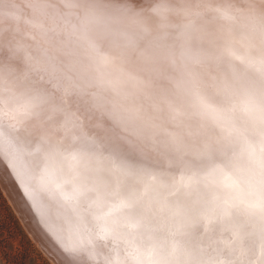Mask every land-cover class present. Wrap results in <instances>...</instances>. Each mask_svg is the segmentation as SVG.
Segmentation results:
<instances>
[{"label":"bare ground","instance_id":"bare-ground-1","mask_svg":"<svg viewBox=\"0 0 264 264\" xmlns=\"http://www.w3.org/2000/svg\"><path fill=\"white\" fill-rule=\"evenodd\" d=\"M0 153L67 264H264V0H0Z\"/></svg>","mask_w":264,"mask_h":264},{"label":"rangeland","instance_id":"rangeland-1","mask_svg":"<svg viewBox=\"0 0 264 264\" xmlns=\"http://www.w3.org/2000/svg\"><path fill=\"white\" fill-rule=\"evenodd\" d=\"M0 264H55L28 233L1 185Z\"/></svg>","mask_w":264,"mask_h":264},{"label":"water","instance_id":"water-1","mask_svg":"<svg viewBox=\"0 0 264 264\" xmlns=\"http://www.w3.org/2000/svg\"><path fill=\"white\" fill-rule=\"evenodd\" d=\"M1 157L4 159L3 155L0 153V158ZM1 163H3L7 168V170L11 173L9 169L10 166L7 164V162L2 161ZM7 180L8 177L6 175V172L4 171L3 167L0 165V185L3 191L5 192V194L7 195L8 199L10 200L14 210L18 214L19 218L21 219L28 233L39 244L43 252L55 264H67L62 258L61 253L57 251V249L55 250L52 247V246L55 247V245H53L49 239L50 238L49 235L52 236V233L49 231V229L45 228L42 223L43 220L46 223V225H49V227H51L48 218H46L47 215L45 210L42 207H39L37 204L35 205L32 201H31L32 203L29 201L30 200L29 197L24 193L23 190H21L22 188L19 187L18 181H17L18 184H15V186L13 187L12 184ZM19 195H22L21 197L23 196L26 197V199L23 197L25 202H23L22 200H20L19 202L18 200V198H20ZM44 229L46 231H44Z\"/></svg>","mask_w":264,"mask_h":264},{"label":"clouds","instance_id":"clouds-1","mask_svg":"<svg viewBox=\"0 0 264 264\" xmlns=\"http://www.w3.org/2000/svg\"><path fill=\"white\" fill-rule=\"evenodd\" d=\"M82 23L84 24V26H85V30H84V35H83V39H87V33H88V31H89V29H88V27H87V25H88V21L85 19L84 21H82Z\"/></svg>","mask_w":264,"mask_h":264}]
</instances>
